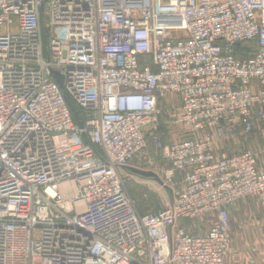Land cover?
Masks as SVG:
<instances>
[{"label": "built area", "instance_id": "2783aa9c", "mask_svg": "<svg viewBox=\"0 0 264 264\" xmlns=\"http://www.w3.org/2000/svg\"><path fill=\"white\" fill-rule=\"evenodd\" d=\"M261 124L264 0H0V264H225L233 207L264 218V139L227 150ZM149 143L168 197L141 213Z\"/></svg>", "mask_w": 264, "mask_h": 264}, {"label": "rangeland", "instance_id": "374dc122", "mask_svg": "<svg viewBox=\"0 0 264 264\" xmlns=\"http://www.w3.org/2000/svg\"><path fill=\"white\" fill-rule=\"evenodd\" d=\"M172 104L177 106V99H164L161 106L165 109ZM163 119L165 123H162V130L166 133L168 140L183 136V129L173 124L171 121L172 118L166 114L163 116ZM263 139L264 124H261L255 129L252 137L240 139L238 142L239 146H234L233 150L231 149L230 151L229 149L227 152L230 153L240 150L242 147H249L256 154H258L263 143ZM147 150L152 151L150 143ZM259 156L260 155L258 154V157ZM131 163L140 169L155 172L162 180V184H160L152 178L135 174L132 171L126 173L127 177L125 178V187L135 201L137 209L141 212H153L162 206L168 197L167 189L164 187L163 178L161 176L162 167H160V164L155 160H143L141 155H137ZM244 201H247L248 207L251 211L248 207V212L243 214L241 212L238 213V211L235 210L233 211V209L231 210V219L234 214V218L231 220L233 231L230 236V245L226 254V261L228 256H230L232 264H246L245 262L250 263L252 260L257 261V259H260L258 261L264 264V256L261 257L255 253L250 254L249 251V248L256 244V241L263 233L264 218L255 208L250 199H244Z\"/></svg>", "mask_w": 264, "mask_h": 264}, {"label": "crops", "instance_id": "0c3cea01", "mask_svg": "<svg viewBox=\"0 0 264 264\" xmlns=\"http://www.w3.org/2000/svg\"><path fill=\"white\" fill-rule=\"evenodd\" d=\"M263 144V143H262ZM148 151V150H147ZM146 151V153L147 154H145V156L143 157V160H155L157 163H159L160 164V167H165V166H167V164L163 161V160H161L160 158H159V156H157V155H155V153L153 152V150L152 151H148L147 152ZM129 167H135V168H139V167H137V166H134V164L133 163H131L128 167H127V169L129 170V171H131L130 169H129ZM247 207H248V203H247V201H240L239 203H237L234 207H233V211L235 210V211H238V213L239 212H241L242 214L243 213H247L248 212V209L251 211V209L248 207V209H247ZM255 213V212H254ZM231 215V214H230ZM233 216H234V214H233ZM232 216V219L234 218ZM230 219H231V217H230ZM231 219V220H232ZM260 219V218H259ZM263 228H264V224H263ZM233 231V228H232V222H231V232ZM230 236H231V233H230ZM244 250V249H243ZM249 251H250V254L251 253H255V254H257V255H259V256H261V257H263L264 256V229H263V233L261 234V236L259 237V239L256 241V244H254V246L253 247H250L249 248ZM258 260H260V259H257V261H250V263H248V262H245L246 264H262V262H260V261H258ZM225 263L226 264H232L231 263V257L230 256H228V259H227V261H225ZM264 263V262H263Z\"/></svg>", "mask_w": 264, "mask_h": 264}, {"label": "trees", "instance_id": "16d2710c", "mask_svg": "<svg viewBox=\"0 0 264 264\" xmlns=\"http://www.w3.org/2000/svg\"><path fill=\"white\" fill-rule=\"evenodd\" d=\"M258 47V43H257V39H253L244 43H241L239 45L236 46L235 49V54L237 56H242V55H247L248 52H253L257 49ZM144 62L149 63V57H146L144 60ZM68 104L72 110L73 113H76V116H79V108L70 100H68ZM157 210V209H156ZM156 210H154L153 212H155ZM141 212V211H139ZM141 213H149V212H141Z\"/></svg>", "mask_w": 264, "mask_h": 264}, {"label": "water", "instance_id": "95a60500", "mask_svg": "<svg viewBox=\"0 0 264 264\" xmlns=\"http://www.w3.org/2000/svg\"><path fill=\"white\" fill-rule=\"evenodd\" d=\"M54 78L55 80L57 81V83L62 86V82H63V78L62 76H60L59 74L57 73H54ZM77 125L79 127L82 126V124L80 122H77ZM129 169L135 173V174H138V175H141V176H144V177H148V178H152L154 179L155 181L159 182L160 184H162V180L158 177V175L153 172V171H150V170H144V169H140V168H135V167H129Z\"/></svg>", "mask_w": 264, "mask_h": 264}]
</instances>
